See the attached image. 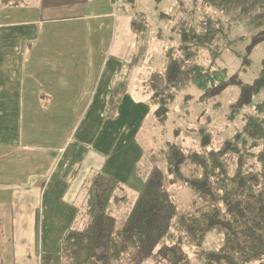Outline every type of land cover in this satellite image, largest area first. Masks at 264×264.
<instances>
[{
	"label": "crops",
	"instance_id": "obj_1",
	"mask_svg": "<svg viewBox=\"0 0 264 264\" xmlns=\"http://www.w3.org/2000/svg\"><path fill=\"white\" fill-rule=\"evenodd\" d=\"M24 4L0 9V264L57 253L96 174L139 191L136 137L150 111L124 94L103 114L123 64L97 34L114 26L112 0Z\"/></svg>",
	"mask_w": 264,
	"mask_h": 264
},
{
	"label": "trees",
	"instance_id": "obj_2",
	"mask_svg": "<svg viewBox=\"0 0 264 264\" xmlns=\"http://www.w3.org/2000/svg\"><path fill=\"white\" fill-rule=\"evenodd\" d=\"M9 1L0 0V6H11ZM214 2L222 5L226 13L236 15L238 12L239 18L253 29L264 28V0H206L207 5H216ZM213 22L210 17L206 18L200 25L202 30L181 25L183 28L177 34L183 58L166 64L167 87L182 82L183 62L195 56L196 47L211 45L222 34V28H217ZM132 25L139 29L136 22ZM189 70L198 87L214 85L218 75L225 73V69L210 71L199 65H192ZM120 90L119 85L114 94L119 95ZM259 92L263 95L254 101ZM173 98L172 94L167 99L159 95L152 101L153 114L159 122L165 121ZM238 106L250 107L251 113L217 149L200 155L170 145L165 153L168 176L176 179L182 167L185 169L183 181L202 203L195 212L171 216L172 203L165 190L163 174L152 168L143 179L122 225L116 227L115 218L106 208L117 181L98 173L90 184L88 221L80 230L64 235L57 253L42 254L39 264H116L130 250H145L158 244L155 256L166 264L186 263L182 247L194 248V257L201 264H264V58L256 81L242 88ZM105 113L113 117L116 110L107 107ZM200 131L201 144L209 143L210 132L204 127ZM230 164L232 173H229ZM209 232L222 235L219 245L207 251L197 249Z\"/></svg>",
	"mask_w": 264,
	"mask_h": 264
},
{
	"label": "rangeland",
	"instance_id": "obj_3",
	"mask_svg": "<svg viewBox=\"0 0 264 264\" xmlns=\"http://www.w3.org/2000/svg\"><path fill=\"white\" fill-rule=\"evenodd\" d=\"M16 1V2H15ZM78 0H10L12 4L0 9L18 7L24 3H64ZM8 2V3H9ZM14 2V3H13ZM207 5L206 0H112L115 12L114 26L100 28L97 34L110 37V53L122 57V67L114 77L111 97L107 107L117 110L120 94H129L136 100L148 104L149 113L139 124L136 140L142 149L139 169L135 180H143L152 168L162 172L165 190L172 203L171 216L195 212L201 205L200 200L184 183L186 175L182 167L176 179L166 174L165 153L170 145H178L186 151H196L204 155L207 151L217 149L224 139L243 124V118L251 113L250 107L238 106L239 94L243 87L253 84L258 78L261 61L264 58V28L253 29L244 19L232 12H227L222 5ZM25 5V4H24ZM233 17H232V16ZM210 17L215 26L222 28V34L214 43L192 49L195 56L183 62L184 76L181 83L167 87L164 81L166 64L172 60H181L182 51L177 31L186 24V28L203 29L202 21ZM136 22L139 29L131 27ZM108 33V34H107ZM242 37L241 41H237ZM238 53V55H235ZM192 65H199L205 70L221 71L214 85L198 87L191 79ZM122 83V85H121ZM119 85L124 86L119 95L114 94ZM172 94L166 119L159 122L153 114L155 106L152 101L160 96L167 99ZM263 92L255 96L261 98ZM104 108L103 114L106 115ZM210 132L209 143L201 144L200 128ZM233 166L230 164L229 173ZM175 179L174 182H168ZM91 184V183H90ZM84 188L81 197L85 200L80 230L89 219V189ZM131 185L121 186L117 182L113 189L106 212L115 218L116 227H120L133 204L138 191ZM173 231V230H172ZM222 235L209 232L205 241L197 249L207 251L216 248ZM160 244L149 249H133L126 253L116 264H164L155 256ZM186 257L185 264H201L194 257L195 249L182 247ZM166 264V263H165Z\"/></svg>",
	"mask_w": 264,
	"mask_h": 264
}]
</instances>
